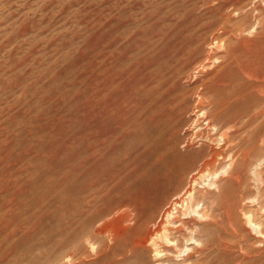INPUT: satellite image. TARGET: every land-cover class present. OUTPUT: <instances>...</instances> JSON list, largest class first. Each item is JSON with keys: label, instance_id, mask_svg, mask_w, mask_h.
<instances>
[{"label": "rangeland", "instance_id": "374dc122", "mask_svg": "<svg viewBox=\"0 0 264 264\" xmlns=\"http://www.w3.org/2000/svg\"><path fill=\"white\" fill-rule=\"evenodd\" d=\"M173 31L200 46L165 85L192 166L134 203L140 117L96 131L97 71ZM0 264H264V0H0Z\"/></svg>", "mask_w": 264, "mask_h": 264}, {"label": "bare ground", "instance_id": "6f19581e", "mask_svg": "<svg viewBox=\"0 0 264 264\" xmlns=\"http://www.w3.org/2000/svg\"><path fill=\"white\" fill-rule=\"evenodd\" d=\"M167 36L151 68L147 69L146 66L141 69L140 66L130 65L118 71L114 65H108L97 71L94 100L96 131L109 136L113 122H121L120 115H128L130 120L140 117L135 122L144 132L138 139L143 142L146 151L143 153V164L139 167L138 188L133 198V202L138 201L139 204H154L156 197L174 188L192 166L175 149L179 137L174 135V94L170 98L168 94L165 95V85L179 74L174 69V63H182L191 54L194 58L198 57L200 46L189 35L179 37L175 43L174 31ZM107 151L103 149V152H99L101 157L94 165L99 175L111 172L120 160L113 153L103 156ZM192 175L188 173L190 179Z\"/></svg>", "mask_w": 264, "mask_h": 264}]
</instances>
